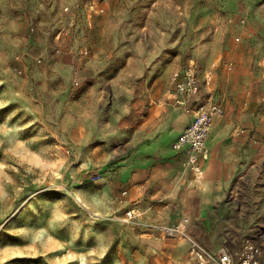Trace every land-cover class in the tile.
I'll use <instances>...</instances> for the list:
<instances>
[{
  "label": "rangeland",
  "instance_id": "1",
  "mask_svg": "<svg viewBox=\"0 0 264 264\" xmlns=\"http://www.w3.org/2000/svg\"><path fill=\"white\" fill-rule=\"evenodd\" d=\"M219 55L224 117L264 114V0H0V264H216L264 245L255 172L227 219L188 215L202 257L152 230L183 213L143 207L187 171L173 142L193 106L168 98L172 73L194 60L203 74ZM235 128L229 145L247 134Z\"/></svg>",
  "mask_w": 264,
  "mask_h": 264
},
{
  "label": "crops",
  "instance_id": "2",
  "mask_svg": "<svg viewBox=\"0 0 264 264\" xmlns=\"http://www.w3.org/2000/svg\"><path fill=\"white\" fill-rule=\"evenodd\" d=\"M221 60L222 56L219 55L212 68L206 69L203 74L200 69V77L202 80H205L206 73H211V81L207 86L206 83L204 84L202 94L205 96L206 93L209 92L215 101H217L214 95L217 83V68H215V66L218 65ZM230 65L232 66L231 68ZM228 68L232 69L233 65L229 64ZM177 69L173 71L171 76L172 87L168 90V98L172 99L180 106H193V103L199 100V96L193 98L194 101L191 100V102L187 104L178 103L175 97L173 76ZM248 107L249 106L246 105L242 108L236 123H234L231 118L224 117L226 114L215 118L213 131L208 140L211 154L208 160L203 163V179L196 181L194 172L190 169H186L185 178L182 180L177 177L176 182L171 186L168 194H159L160 192L155 191H151L149 195L145 194L146 201L143 204V207L146 212L150 213L152 217L157 218L164 217L166 214L171 215L176 212L178 214L183 213L184 215L176 220L175 224H185L186 230L189 234L191 217H193L194 220L207 219L213 222L220 220L221 218L227 219L228 215H231L223 210L227 208L229 204L235 202L240 197V194L245 192L246 188H250L249 186L252 185L253 180L251 172L257 173V178L264 175V114L262 111L258 112L257 108L251 110ZM224 109L226 112L228 111V108L226 109L224 107ZM193 116L194 112L192 113V118L188 124L191 123ZM180 121L182 122V118ZM184 128L182 130H184ZM234 128L239 132H247V134H243L241 139H239L246 143L244 147H238L241 144L239 140L232 145L228 144L227 139H229V134ZM162 137L164 139H169L171 133H163ZM252 142L257 143L256 149L251 147L253 144ZM247 144L250 147H247ZM254 156L258 159H256L249 167V163L252 161L251 158ZM181 162L183 165L182 154ZM261 184V188H264V181H261ZM148 188L149 179H146L144 190H147ZM193 189L200 191L192 198L190 197L191 195H189V192ZM202 194L204 195V199H202ZM141 202L142 199L136 200L130 208H137L141 214L139 204ZM158 223L171 224L170 222L164 221ZM257 245L262 248L261 258L262 264H264V245ZM229 251L234 252L232 250Z\"/></svg>",
  "mask_w": 264,
  "mask_h": 264
},
{
  "label": "built area",
  "instance_id": "3",
  "mask_svg": "<svg viewBox=\"0 0 264 264\" xmlns=\"http://www.w3.org/2000/svg\"><path fill=\"white\" fill-rule=\"evenodd\" d=\"M232 66L230 65V68ZM174 94L180 104L190 103L193 98L200 97L193 103L194 116L181 132L179 137L173 142V148L183 155V165L195 174V180L203 179V163L210 157L211 149L208 145L209 137L213 131L215 118L225 114L224 107L217 101L213 100L212 95L207 92L205 97L202 92L204 84L206 86L211 81V73H206L205 80L200 77V67L193 60L192 63L185 65L176 70L174 73ZM194 101V100H193ZM137 208H130L124 217V221L136 223L140 216ZM153 231L161 238L171 236L191 239L193 250H197L200 257L203 256V248L193 240L187 232L183 223L164 224L151 223ZM262 248L253 242H249L242 254H237L229 250L222 252L217 259L216 264H262ZM203 259V263H205Z\"/></svg>",
  "mask_w": 264,
  "mask_h": 264
},
{
  "label": "bare ground",
  "instance_id": "4",
  "mask_svg": "<svg viewBox=\"0 0 264 264\" xmlns=\"http://www.w3.org/2000/svg\"><path fill=\"white\" fill-rule=\"evenodd\" d=\"M182 239V238H181ZM185 240V239H184Z\"/></svg>",
  "mask_w": 264,
  "mask_h": 264
}]
</instances>
